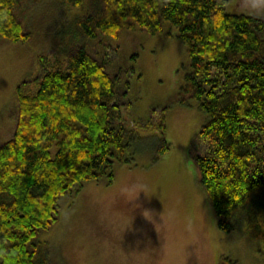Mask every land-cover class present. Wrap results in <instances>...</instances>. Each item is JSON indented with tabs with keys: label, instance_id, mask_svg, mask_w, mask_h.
Here are the masks:
<instances>
[{
	"label": "trees",
	"instance_id": "1",
	"mask_svg": "<svg viewBox=\"0 0 264 264\" xmlns=\"http://www.w3.org/2000/svg\"><path fill=\"white\" fill-rule=\"evenodd\" d=\"M22 2L0 0V38H30ZM226 2L89 0L77 18L78 42L50 60L40 53L37 84L30 91L23 85L31 79L16 86L13 124L0 142V264H48L40 234L57 220L62 199L73 197L86 180L110 183L116 163L134 160L141 130L158 132L151 161L169 149L170 104L126 126V85L90 40L116 38L123 28L157 33L165 22L186 45L189 64L173 100L195 99L205 114L197 135L208 141V150L193 155L198 181L219 229L229 232L236 218L243 219L264 262V16L227 11ZM217 264L237 261L222 253Z\"/></svg>",
	"mask_w": 264,
	"mask_h": 264
},
{
	"label": "rangeland",
	"instance_id": "2",
	"mask_svg": "<svg viewBox=\"0 0 264 264\" xmlns=\"http://www.w3.org/2000/svg\"><path fill=\"white\" fill-rule=\"evenodd\" d=\"M29 1L23 0L19 12L30 38H0V142L13 124L16 86L25 79H31L23 85L27 91L36 86L41 52L50 60L78 42L77 18L89 8V0L79 6L32 0L26 8ZM225 6L264 16V0H227ZM169 27L165 22L157 33L123 28L116 38H90L91 49L105 56L126 85L121 105L126 126L170 104L165 132L170 146L151 161L158 132L141 130L134 160L116 163L110 183L86 180L73 197H64L57 220L40 234L48 264H217L222 253L237 264H264L243 219L236 218L229 232L219 229L198 181L193 155L208 150V141L197 135L205 114L195 99L173 100L189 64L186 45Z\"/></svg>",
	"mask_w": 264,
	"mask_h": 264
}]
</instances>
